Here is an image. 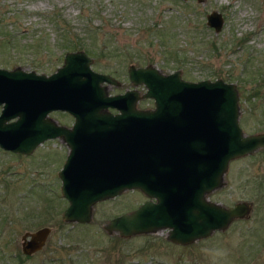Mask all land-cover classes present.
Listing matches in <instances>:
<instances>
[{
    "label": "rangeland",
    "instance_id": "374dc122",
    "mask_svg": "<svg viewBox=\"0 0 264 264\" xmlns=\"http://www.w3.org/2000/svg\"><path fill=\"white\" fill-rule=\"evenodd\" d=\"M212 10L224 19L217 32L207 24ZM76 50L119 81L106 84L109 93L133 87L130 64L233 82L243 131L264 132V0H0L1 67L49 74ZM136 105L149 108L154 101L141 98ZM50 116L73 123L66 111ZM68 151L60 137L28 154L0 147V264H213L204 249L226 250L222 264H264L261 147L231 159L221 185L207 194L226 207L245 201L248 214L188 244L169 240L167 228L129 236L105 228L146 200L138 188L96 201L87 222L64 220L68 200L58 172ZM42 226L51 228L46 243L24 254L22 234Z\"/></svg>",
    "mask_w": 264,
    "mask_h": 264
},
{
    "label": "water",
    "instance_id": "95a60500",
    "mask_svg": "<svg viewBox=\"0 0 264 264\" xmlns=\"http://www.w3.org/2000/svg\"><path fill=\"white\" fill-rule=\"evenodd\" d=\"M206 18L216 32L222 28L218 10ZM91 63L76 50L49 74L0 66V147L28 154L56 137L70 147L58 172L68 200L64 220L87 222L96 201L133 188L148 198L110 218L108 231L129 236L167 228L169 240L188 244L248 214L245 201L226 207L207 196L221 185L231 159L264 147V132L246 134L239 124L233 82L189 80L178 69L164 73L151 64H130L131 81L146 90L112 94L106 84L116 83L115 77ZM140 98H152L154 106L138 108ZM54 110L71 114L72 125L53 119ZM50 230L25 231L22 252L42 249Z\"/></svg>",
    "mask_w": 264,
    "mask_h": 264
},
{
    "label": "flooded vegetation",
    "instance_id": "af4514ba",
    "mask_svg": "<svg viewBox=\"0 0 264 264\" xmlns=\"http://www.w3.org/2000/svg\"><path fill=\"white\" fill-rule=\"evenodd\" d=\"M136 66H139V65H136ZM141 66V65H140ZM162 71V70H161ZM128 72V71H127ZM128 77H129V73H128ZM116 79V78H115ZM117 80V79H116ZM129 80L131 81V79H130V77H129ZM132 82V81H131ZM133 83V82H132ZM115 84H119V81L117 80V82L115 83ZM134 84V83H133ZM145 86H144V84L143 83H138V84H134L133 85V87H126L123 91H118V92H115V93H112V94H116V93H122V92H124V91H126V90H128V89H135L136 91H138V93L141 95L144 91H141V89L140 88H144ZM150 99H152V98H150ZM139 100H141V98L139 99ZM138 100V101H139ZM137 101V102H138ZM152 101H153V99H152ZM1 105H0V111H1ZM55 111V110H54ZM54 111H51V112H54ZM110 111H112L113 113H116V112H118V110L117 109H115V108H110ZM50 112V113H51ZM50 113H49V115H50ZM73 117V116H72ZM73 121H74V118H73ZM72 121V122H73ZM60 124H63V123H60ZM64 125H66V126H71L72 125V123L71 124H64ZM57 138V137H56ZM60 138H62L63 140H64V138L63 137H60ZM54 139V138H53ZM47 140H50V139H47ZM65 141V140H64ZM65 143L68 145V143L65 141ZM69 146V145H68ZM70 148V147H69ZM263 150H264V147H261ZM6 150V149H5ZM8 151H11V150H8ZM12 152V151H11ZM69 152V151H68ZM68 154V153H67ZM67 157V156H66ZM65 160H66V158H65ZM62 166H63V164H62ZM61 166V167H62ZM148 198V196L145 198V199H147ZM48 237H49V235H48ZM48 237H47V239H48ZM47 239H46V241H47ZM46 243V242H45ZM35 253V252H34ZM33 254V253H32ZM29 255H31V254H29ZM28 255V256H29Z\"/></svg>",
    "mask_w": 264,
    "mask_h": 264
},
{
    "label": "clouds",
    "instance_id": "9594fccd",
    "mask_svg": "<svg viewBox=\"0 0 264 264\" xmlns=\"http://www.w3.org/2000/svg\"><path fill=\"white\" fill-rule=\"evenodd\" d=\"M205 253L211 255L213 264H222V261L226 258L227 252L223 249H204Z\"/></svg>",
    "mask_w": 264,
    "mask_h": 264
}]
</instances>
